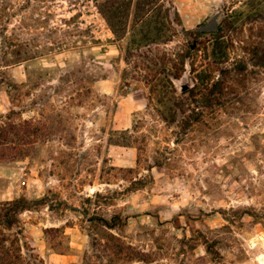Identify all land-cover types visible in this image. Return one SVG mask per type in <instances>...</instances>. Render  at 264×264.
I'll return each mask as SVG.
<instances>
[{"label": "rangeland", "instance_id": "374dc122", "mask_svg": "<svg viewBox=\"0 0 264 264\" xmlns=\"http://www.w3.org/2000/svg\"><path fill=\"white\" fill-rule=\"evenodd\" d=\"M173 1L178 30L200 31L215 19L222 37L188 38L199 51L174 85L177 97L188 100L191 118L168 126L149 118L151 134L142 128L146 142L137 143L146 146L141 152L107 145L111 130L130 128L135 115L146 111L147 93L121 92L119 44L93 2L47 1V24L34 21L43 17L42 10H28L26 29L20 28V15L11 19L8 34L28 40L44 38L73 16L72 24L89 32L80 37V49L0 70L1 114L16 110L28 119L61 111L66 120L51 141L28 148L29 156L0 161V202L45 196L55 205L63 202L56 210L40 207L22 216L26 238L45 264H83L93 238L104 234L64 203L86 208L92 217L121 212L128 221L120 233L155 251L162 264H264V63L258 62L264 56V0ZM22 2L14 1L18 8ZM182 39L179 35L171 46ZM82 65L87 85L101 100L94 104L90 96L65 109L60 99L69 89L56 94L54 87ZM218 78L226 82L224 94L206 101ZM13 87L21 102L13 100ZM39 95L50 96V104L29 106ZM192 109L203 112L199 121ZM83 153L87 164L80 166ZM137 179L144 184L135 189ZM96 193L103 196L97 199ZM51 228L61 231L46 230Z\"/></svg>", "mask_w": 264, "mask_h": 264}, {"label": "trees", "instance_id": "16d2710c", "mask_svg": "<svg viewBox=\"0 0 264 264\" xmlns=\"http://www.w3.org/2000/svg\"><path fill=\"white\" fill-rule=\"evenodd\" d=\"M14 1L16 0H0V70L54 53L80 49V43H84V39L80 37L84 33L89 34L80 29L79 24H72L76 16L61 20V27L50 29L41 39L28 40L16 34H8V26L16 15H20V28H27L30 18L25 12L28 10L33 12L42 10L43 17L34 18V21L47 24V19L51 15L47 11L46 3L55 0H23L19 8L15 6ZM91 2L110 29L113 41L119 44L121 56L119 61L124 63L120 72L121 92L145 89L147 93L146 111L141 116L135 115L130 128L111 130L107 145L135 146L141 152L146 146L137 143L140 140L146 142L147 134L142 128H146L151 134L152 126L147 124L149 118L167 126L175 124L179 118L181 122L191 118L188 116L190 110L188 100L177 97L174 85V81L180 79L186 71L188 61L195 58L199 51L198 46L192 44L188 38L209 33L218 41L222 37L223 29L218 26L217 30L212 32L186 31L183 27L178 30L176 18L179 15L173 0H91ZM179 35L183 36V39L178 40L176 46H171ZM91 42L97 41L92 39ZM258 62L264 63V56L259 57ZM85 71L87 69L84 65L78 66L77 69L66 73L59 80V85L54 87L56 94L66 88L69 89L68 96L60 99L63 107L84 104L90 96L93 97L92 103L100 102V97L93 95L92 89L87 85V79L83 76ZM33 84L35 87L38 82ZM12 89L13 100L21 102L22 97L16 93L17 88ZM225 89L226 82L218 78L212 82L206 96L208 98L221 96ZM206 101H210V98ZM47 102L50 104V96L42 100L39 95L32 99L29 106L37 107L39 103L46 106ZM190 112H193L196 121L203 115L199 109L198 111L192 109ZM22 113L16 110H10L7 114L0 113V161H15L29 156L31 147H35L38 141H51L55 129L66 121L61 111H54L53 115L42 112L38 113L37 117L28 119H24ZM81 155L84 156L79 157V165L85 166L87 163L84 159L87 153ZM163 162L158 161L159 166ZM143 184L144 179H137L133 181V188H140ZM54 196L56 195H52ZM102 196L101 193L95 194L97 199ZM50 199H52L50 196H45L37 201L17 199L0 202V264H45L26 238L22 216L40 207H48L53 211L63 204L60 202L55 205ZM87 201L90 203L91 199L88 198ZM64 207L80 212L83 216L89 217L91 224H99L104 229L103 237L93 238L91 251L85 253L83 264H162L155 260V251L133 245L120 233L128 221V217L121 212L114 213L108 218L92 217L86 208L76 209L67 203H64ZM46 230L57 233L61 231L59 228Z\"/></svg>", "mask_w": 264, "mask_h": 264}, {"label": "water", "instance_id": "95a60500", "mask_svg": "<svg viewBox=\"0 0 264 264\" xmlns=\"http://www.w3.org/2000/svg\"><path fill=\"white\" fill-rule=\"evenodd\" d=\"M200 31H205V32H212L217 30V23L215 19H212L209 21L206 25H203L199 28Z\"/></svg>", "mask_w": 264, "mask_h": 264}]
</instances>
